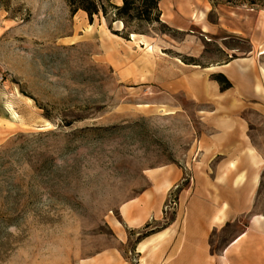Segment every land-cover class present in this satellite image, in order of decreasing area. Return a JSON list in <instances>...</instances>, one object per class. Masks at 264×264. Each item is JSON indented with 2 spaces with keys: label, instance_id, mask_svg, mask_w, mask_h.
<instances>
[{
  "label": "rangeland",
  "instance_id": "obj_1",
  "mask_svg": "<svg viewBox=\"0 0 264 264\" xmlns=\"http://www.w3.org/2000/svg\"><path fill=\"white\" fill-rule=\"evenodd\" d=\"M158 8L140 33L66 0L0 8V264H134L136 242L174 222L204 154L212 167L257 164L264 213V7ZM227 132L234 150L208 155L204 139ZM163 171L180 175L134 227L123 206ZM209 239L224 242L225 227Z\"/></svg>",
  "mask_w": 264,
  "mask_h": 264
},
{
  "label": "crops",
  "instance_id": "obj_2",
  "mask_svg": "<svg viewBox=\"0 0 264 264\" xmlns=\"http://www.w3.org/2000/svg\"><path fill=\"white\" fill-rule=\"evenodd\" d=\"M235 140L232 132H227L223 141L205 138L204 150L210 156L231 151ZM202 157L194 184L192 181V186L178 194L174 222L136 242L134 264H264V213L254 211L259 184L257 164H249L245 170L244 165L224 162L212 167L206 154ZM172 173L154 174L151 188L134 204L123 206V215L134 218V227L146 221L150 204L178 180L180 172ZM187 208L191 210L189 220L185 216ZM151 215L155 217V210ZM224 227L226 240L215 246L210 235ZM141 245L143 249L139 250Z\"/></svg>",
  "mask_w": 264,
  "mask_h": 264
},
{
  "label": "trees",
  "instance_id": "obj_3",
  "mask_svg": "<svg viewBox=\"0 0 264 264\" xmlns=\"http://www.w3.org/2000/svg\"><path fill=\"white\" fill-rule=\"evenodd\" d=\"M160 0H120L114 4L110 0H66L71 13L80 10L85 13L88 21L93 16H101L105 20L119 21L121 29L129 33H140L139 25L159 24ZM250 8H263L264 0H241ZM9 0H0V8L8 9ZM229 83L224 87H228ZM145 236V235H144Z\"/></svg>",
  "mask_w": 264,
  "mask_h": 264
},
{
  "label": "bare ground",
  "instance_id": "obj_4",
  "mask_svg": "<svg viewBox=\"0 0 264 264\" xmlns=\"http://www.w3.org/2000/svg\"><path fill=\"white\" fill-rule=\"evenodd\" d=\"M142 249H143V246H141L140 250H142Z\"/></svg>",
  "mask_w": 264,
  "mask_h": 264
}]
</instances>
